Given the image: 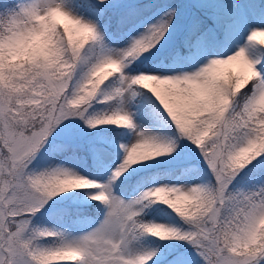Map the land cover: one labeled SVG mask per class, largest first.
<instances>
[{
    "label": "snow or ice",
    "instance_id": "6c2138e0",
    "mask_svg": "<svg viewBox=\"0 0 264 264\" xmlns=\"http://www.w3.org/2000/svg\"><path fill=\"white\" fill-rule=\"evenodd\" d=\"M264 0H0V264H264Z\"/></svg>",
    "mask_w": 264,
    "mask_h": 264
},
{
    "label": "rangeland",
    "instance_id": "374dc122",
    "mask_svg": "<svg viewBox=\"0 0 264 264\" xmlns=\"http://www.w3.org/2000/svg\"><path fill=\"white\" fill-rule=\"evenodd\" d=\"M259 39H264V37H261V38H259Z\"/></svg>",
    "mask_w": 264,
    "mask_h": 264
}]
</instances>
